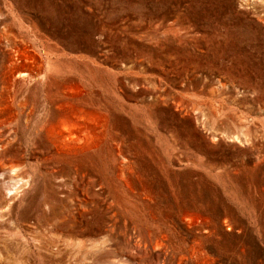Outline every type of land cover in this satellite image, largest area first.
Returning <instances> with one entry per match:
<instances>
[{
  "label": "rangeland",
  "instance_id": "1",
  "mask_svg": "<svg viewBox=\"0 0 264 264\" xmlns=\"http://www.w3.org/2000/svg\"><path fill=\"white\" fill-rule=\"evenodd\" d=\"M0 153V264H264V0H0Z\"/></svg>",
  "mask_w": 264,
  "mask_h": 264
},
{
  "label": "bare ground",
  "instance_id": "2",
  "mask_svg": "<svg viewBox=\"0 0 264 264\" xmlns=\"http://www.w3.org/2000/svg\"><path fill=\"white\" fill-rule=\"evenodd\" d=\"M25 74V73H24ZM0 155H1V153H0Z\"/></svg>",
  "mask_w": 264,
  "mask_h": 264
}]
</instances>
